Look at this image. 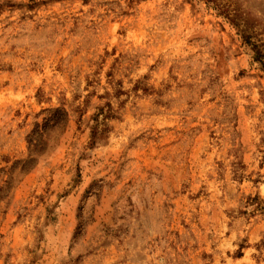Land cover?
Here are the masks:
<instances>
[{"label":"rangeland","instance_id":"rangeland-1","mask_svg":"<svg viewBox=\"0 0 264 264\" xmlns=\"http://www.w3.org/2000/svg\"><path fill=\"white\" fill-rule=\"evenodd\" d=\"M246 25L264 0H0V264H264Z\"/></svg>","mask_w":264,"mask_h":264},{"label":"trees","instance_id":"trees-1","mask_svg":"<svg viewBox=\"0 0 264 264\" xmlns=\"http://www.w3.org/2000/svg\"><path fill=\"white\" fill-rule=\"evenodd\" d=\"M235 17V15H230V20H233V18ZM247 25L246 27L244 28L243 31H241V37H242V40L245 41V43H248L250 44V49L253 50L255 52V59L258 60L260 63H261V67H262V70H264V44H256V43H253L252 40H251V35L249 32H247Z\"/></svg>","mask_w":264,"mask_h":264}]
</instances>
